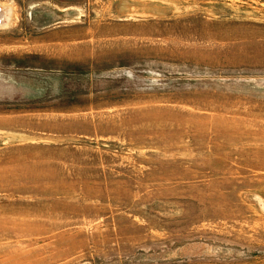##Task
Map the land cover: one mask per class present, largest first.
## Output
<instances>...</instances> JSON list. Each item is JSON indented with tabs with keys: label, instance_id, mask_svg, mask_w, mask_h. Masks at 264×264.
Wrapping results in <instances>:
<instances>
[{
	"label": "rangeland",
	"instance_id": "374dc122",
	"mask_svg": "<svg viewBox=\"0 0 264 264\" xmlns=\"http://www.w3.org/2000/svg\"><path fill=\"white\" fill-rule=\"evenodd\" d=\"M0 12V264H264V0Z\"/></svg>",
	"mask_w": 264,
	"mask_h": 264
},
{
	"label": "bare ground",
	"instance_id": "6f19581e",
	"mask_svg": "<svg viewBox=\"0 0 264 264\" xmlns=\"http://www.w3.org/2000/svg\"><path fill=\"white\" fill-rule=\"evenodd\" d=\"M1 6H3V5H1ZM2 8H3V7H2ZM4 9H5V8H4ZM4 9H3V10H4ZM2 12H3V11H2ZM1 14H2V13L0 12V24H1L2 21H3L2 18H1V16H2ZM3 16H4V12H3ZM3 16H2V17H3ZM11 16H12V15H11ZM9 17H10V16H9ZM2 24H3V23H2ZM2 24H1V25H2Z\"/></svg>",
	"mask_w": 264,
	"mask_h": 264
}]
</instances>
